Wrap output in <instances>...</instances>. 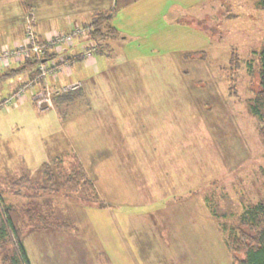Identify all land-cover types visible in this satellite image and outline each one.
<instances>
[{
  "label": "rangeland",
  "instance_id": "374dc122",
  "mask_svg": "<svg viewBox=\"0 0 264 264\" xmlns=\"http://www.w3.org/2000/svg\"><path fill=\"white\" fill-rule=\"evenodd\" d=\"M28 1L0 0V35L22 26L23 18L26 29L29 13L36 12L25 11ZM259 1L164 0L166 11L152 19L146 6L155 0H142L143 15L130 26H119L121 11L115 15L114 24L129 36L128 42H112L105 63L107 89L104 74L98 76L97 91L89 84L82 97L86 104L79 102L74 109L82 111L80 122L60 119L56 102L47 112H39L30 99L19 109L0 108V264H14L16 253L13 235L4 232L5 222L10 230V206L24 211L37 207L46 215L53 211L60 225L36 228L26 215L19 220L29 264H158V259L164 264L161 258L172 264V231L185 226L193 228L194 250L207 249L210 261L232 264L229 231L223 225L230 228L237 215L264 198V141L251 113L257 53L264 42ZM233 50L239 68L230 82ZM9 83L0 77V102L12 94ZM74 142L78 158L67 154ZM61 151L66 155L53 165L55 183L83 165L96 193L111 205L108 210L84 207L62 191L37 193L45 180L42 164ZM22 175H28L34 191L10 186ZM98 227L143 230L142 259L133 245L129 251L110 247L109 259L106 253L104 257L106 249L93 232ZM207 232L209 240L201 247ZM153 236L162 241L151 242ZM110 237L119 238L106 239ZM93 246L100 247L101 257Z\"/></svg>",
  "mask_w": 264,
  "mask_h": 264
},
{
  "label": "crops",
  "instance_id": "0c3cea01",
  "mask_svg": "<svg viewBox=\"0 0 264 264\" xmlns=\"http://www.w3.org/2000/svg\"><path fill=\"white\" fill-rule=\"evenodd\" d=\"M163 1L164 0H155L154 5L146 6L148 8V10L146 11H150L151 13H153V15H148L147 18L152 17L153 19L156 17H160L161 14H163L162 12L166 11V8L164 9L162 8L164 5ZM112 2L113 0H42V1L41 0H36V1L30 0L25 4V11H27L28 9H32L33 11H36L35 21H34V27L36 30V34L40 40H46V38H48L50 35L56 32H69L78 25L89 24L93 13L108 10L109 4H111ZM138 2L141 3L142 0H121L120 2L116 0L115 8H114L116 14L119 13V11L122 12L121 14L122 21L119 19L120 20V22L118 23L119 26L121 27L130 26L131 23H135L134 21L136 19H138L139 17H142L143 14H139V12H143V9H141L138 6L139 5ZM177 5L178 3L176 4V6ZM176 10L177 8L175 9V11ZM46 12L51 13V15L49 16ZM131 12H137V13L128 18L129 13ZM177 19L178 18H176L175 20ZM23 22H24V18H23ZM23 22H22V26H19L16 29L13 27V29L9 33L7 34L3 33V35H0V45L2 44L0 48L5 47L7 45L15 46L22 42L24 38V31H25V25ZM113 24H114V19H113ZM118 24L116 25L118 26ZM122 36H123V39L121 40V43H124L125 45L128 42L129 36L125 35V33L123 32H122ZM89 43H90V40L88 38H85V37L79 38L72 45L66 48L60 49L59 55L63 53L68 56L69 55L78 56V54H80L81 51L84 48H86ZM113 43H119V42L117 41ZM96 54L97 53H95L91 59L75 60V62L71 64V67L67 71L59 73L57 76L52 77L48 80V82L54 86L69 83L74 80H80L83 82V89L81 91V94L78 95L77 98H75L72 102L68 104L63 103V104L58 105V110L56 111V113L60 119L63 118V120H66L67 118H69L70 121H72L73 123L81 121V117L78 114H80L82 111L78 113V112H75L74 109L77 108V106L79 105V102H80V105L86 104L82 101L83 100L82 97L85 96L84 93L85 91L88 90L89 84L90 85L93 84V86L95 87V90L97 91V88L99 86L98 76L102 74H104V86H105V89H107L106 84L108 86V83H109L107 80V77L105 76L108 74L105 68L107 56L100 55V57L103 59L102 62H100L101 58L100 59L96 58L95 57ZM99 63L102 65V67H98ZM19 65H20L19 62H11L10 65L7 67L0 66V73L2 72V75L0 77H3L5 72L7 71L9 72L10 70H13V68H18ZM29 77L31 76L28 71L18 72L17 74H14L12 76L5 77L10 80V83H9L10 90L8 92V95L11 92H13L16 88H18L20 85H22L24 81L28 80ZM36 87H38V85ZM27 99H30V97ZM27 99L25 101L19 102L18 104L12 106L11 108L19 109L23 107L24 105L28 103ZM86 108H88L87 105H86ZM83 111L85 110L83 109ZM73 136H74V133H73ZM76 136L77 134H75L74 137L77 138ZM106 144H108V142ZM73 145H72L71 151L67 154H73L76 158H78L77 156L78 154L75 152V150L78 149V144L74 142ZM78 152H80L79 149H78ZM65 153L66 151L64 152L61 151L57 153L54 159H59V156L61 157V155L65 157L66 155ZM98 161L100 162V160ZM108 209L109 208H105V210H108ZM93 229H94L93 232L95 233V235L97 236V238L100 240L102 244V248L104 250L106 249V252H104V257L106 253L108 259L110 255L107 251L109 250L110 247H114V249H122V251H124V249H128L129 251L130 250L129 248H131L129 246L133 245L134 247H136V249L141 254V249H142L141 247H143L144 244L146 243L145 237L143 240H141L142 238L141 231L143 230L137 229L139 231H135L134 230L135 228L133 229L122 228L120 231L116 230L118 231L116 232L114 230L115 228L105 229V228L98 227V228H93ZM192 229H193L192 226L191 228L187 226L181 227V228L174 227L172 231L173 239L171 235L170 247H169L170 259L172 261V264L176 260L178 261V264H209L210 262L211 263L213 262V264H219V263H216L214 258L212 259V261H210L211 259L209 258L210 255L208 254L207 249H203V248L200 249V247H198L196 248L198 251L194 250L195 248V245L193 244L194 239L190 236L193 233ZM115 234L119 237L118 239H115L113 237H110L111 239H108V240L106 239V236H113ZM119 235H121V237ZM207 240H209V233L208 232L205 234L202 233V237L200 240L201 247H205V243H207ZM161 241L162 240L159 237H158V240L154 236L151 237V242H154L157 245ZM93 247L97 255L101 257L102 253H98V251L101 250L99 249L100 247H97V246H93ZM199 253L202 254V257L199 256ZM126 254L129 255L128 252H126ZM140 254H138V256L140 259H142V254L141 255ZM161 260H165L164 264H168L167 258L166 259L161 258ZM160 262L161 261L158 259V264H160ZM151 264H154V263H151Z\"/></svg>",
  "mask_w": 264,
  "mask_h": 264
},
{
  "label": "trees",
  "instance_id": "16d2710c",
  "mask_svg": "<svg viewBox=\"0 0 264 264\" xmlns=\"http://www.w3.org/2000/svg\"><path fill=\"white\" fill-rule=\"evenodd\" d=\"M256 8L264 11V0H260L256 4ZM115 15L116 12L113 9L95 12L91 16L90 24L92 25L93 30L85 36V38H88L90 42L92 41L97 44V55L110 57L112 53V42H121L123 39L122 33L118 27L113 24ZM257 56L258 69L256 76L258 83L257 88L254 90V102L251 106V113L259 123V135L264 141V42L260 52L257 53ZM79 59L82 58H78L77 60ZM36 65V60H25L18 68H13V70L5 72L3 77L12 76L22 71H28L30 76H33L35 74ZM248 66V68H250L251 64L248 63ZM238 68L239 54L233 50L229 60L228 79L230 82L236 80L234 75ZM250 69L252 70V67ZM230 89L234 94L235 91H233V87ZM81 91L82 89L80 88L75 92L59 95L55 98V102L57 105L63 103L68 104L72 102ZM57 161V159H54L50 163L45 162L42 164V171L45 180L40 184V187L37 188V193L41 194L50 191L59 193V191H62L66 193L64 195L66 198H72L73 196L75 201H78L80 205L84 207L92 206L100 209L110 208L111 205L96 193L94 180L89 176L83 165H79V170L72 173V175L62 177L61 183H55L53 165L55 163L57 164ZM10 186L13 189L16 187L18 192L22 188L28 187L34 191V187L31 184L28 175L20 176L18 179L11 182ZM211 211L215 215L213 218H218L214 213V210ZM52 212L53 211L46 215L43 210L37 207L30 208L27 211L14 206L8 208L6 214L8 215L7 222L9 223L10 230L7 231L8 225L5 222L4 232H9V234H12L14 237L16 245V253L13 259L14 264H29L22 244V232L18 226L19 220L23 222L24 216L26 215L27 217H30L36 228L46 229L49 228V226L60 227V225L53 219L54 214ZM15 217L18 218L16 222L14 220L16 219ZM224 218H226L225 215L223 216V219ZM235 218L236 219L233 224L230 225V228H226L225 224L223 225L224 230L229 231L227 244L234 255L232 264H264V198L255 204L249 205Z\"/></svg>",
  "mask_w": 264,
  "mask_h": 264
},
{
  "label": "built area",
  "instance_id": "2783aa9c",
  "mask_svg": "<svg viewBox=\"0 0 264 264\" xmlns=\"http://www.w3.org/2000/svg\"><path fill=\"white\" fill-rule=\"evenodd\" d=\"M35 13L30 12L26 20L25 35L18 45L0 48V66H6L10 60L24 62L28 59L37 61L32 79L15 89L12 94L0 102V108L12 107L30 97L34 107L39 112L55 109V98L59 95L75 92L82 88L80 81H72L62 86H54L48 82L52 77L69 69L70 59L78 56L91 59L97 50L95 42H90L77 57L68 56L59 50L66 48L79 38H84L92 32V25H78L69 32H56L46 40H40L34 27ZM52 56V57H51ZM51 57V58H49ZM40 89L36 90V86Z\"/></svg>",
  "mask_w": 264,
  "mask_h": 264
}]
</instances>
